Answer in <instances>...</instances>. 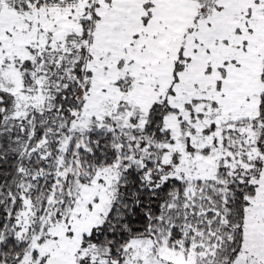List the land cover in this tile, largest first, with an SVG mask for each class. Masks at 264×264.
Listing matches in <instances>:
<instances>
[{"label":"snow or ice","instance_id":"6c2138e0","mask_svg":"<svg viewBox=\"0 0 264 264\" xmlns=\"http://www.w3.org/2000/svg\"><path fill=\"white\" fill-rule=\"evenodd\" d=\"M0 264H264V0H0Z\"/></svg>","mask_w":264,"mask_h":264}]
</instances>
